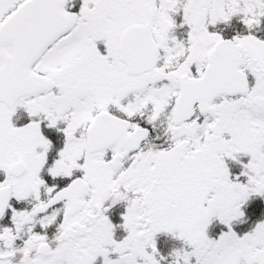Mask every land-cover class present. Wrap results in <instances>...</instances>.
<instances>
[{
  "label": "snow or ice",
  "instance_id": "obj_1",
  "mask_svg": "<svg viewBox=\"0 0 264 264\" xmlns=\"http://www.w3.org/2000/svg\"><path fill=\"white\" fill-rule=\"evenodd\" d=\"M0 264H264V0H0Z\"/></svg>",
  "mask_w": 264,
  "mask_h": 264
}]
</instances>
